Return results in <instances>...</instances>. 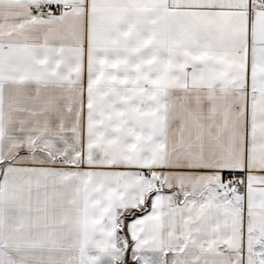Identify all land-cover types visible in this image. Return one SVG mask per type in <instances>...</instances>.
Listing matches in <instances>:
<instances>
[{
	"label": "snow or ice",
	"instance_id": "1",
	"mask_svg": "<svg viewBox=\"0 0 264 264\" xmlns=\"http://www.w3.org/2000/svg\"><path fill=\"white\" fill-rule=\"evenodd\" d=\"M0 264H264V0H0Z\"/></svg>",
	"mask_w": 264,
	"mask_h": 264
}]
</instances>
